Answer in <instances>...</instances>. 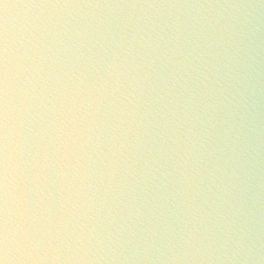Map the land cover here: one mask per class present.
Returning a JSON list of instances; mask_svg holds the SVG:
<instances>
[{
    "label": "clouds",
    "instance_id": "clouds-1",
    "mask_svg": "<svg viewBox=\"0 0 264 264\" xmlns=\"http://www.w3.org/2000/svg\"><path fill=\"white\" fill-rule=\"evenodd\" d=\"M0 264H264V0H0Z\"/></svg>",
    "mask_w": 264,
    "mask_h": 264
}]
</instances>
